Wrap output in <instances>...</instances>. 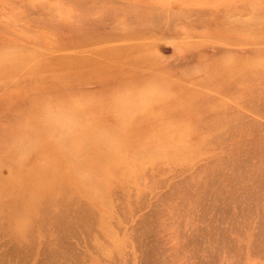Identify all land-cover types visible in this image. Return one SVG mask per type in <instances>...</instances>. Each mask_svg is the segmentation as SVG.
Instances as JSON below:
<instances>
[{
  "label": "rangeland",
  "instance_id": "rangeland-1",
  "mask_svg": "<svg viewBox=\"0 0 264 264\" xmlns=\"http://www.w3.org/2000/svg\"><path fill=\"white\" fill-rule=\"evenodd\" d=\"M0 264H264V0H0Z\"/></svg>",
  "mask_w": 264,
  "mask_h": 264
}]
</instances>
